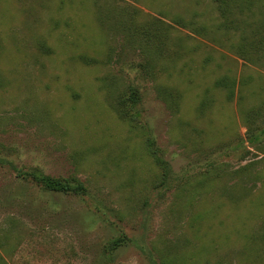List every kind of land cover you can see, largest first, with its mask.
Instances as JSON below:
<instances>
[{"label":"rangeland","instance_id":"obj_1","mask_svg":"<svg viewBox=\"0 0 264 264\" xmlns=\"http://www.w3.org/2000/svg\"><path fill=\"white\" fill-rule=\"evenodd\" d=\"M250 1L246 46L212 0H0V264H264V134L253 146L247 118L264 110V58L249 60L264 0ZM116 6L136 8V26L116 28ZM156 19L161 59L123 47ZM132 88L137 105L122 100ZM32 171L87 193L46 190Z\"/></svg>","mask_w":264,"mask_h":264},{"label":"trees","instance_id":"obj_2","mask_svg":"<svg viewBox=\"0 0 264 264\" xmlns=\"http://www.w3.org/2000/svg\"><path fill=\"white\" fill-rule=\"evenodd\" d=\"M217 10L222 17V21L219 24V27H225L227 30H235L236 32H241L243 42L247 46L248 45V33L245 29V25L249 23V20H246L244 16L250 12H252V9H250V5H253L254 2L250 0H212ZM128 9V10H127ZM109 16L111 17L110 13L113 15L111 17L113 19V22L115 23L116 28H118L120 31L125 32L126 25H125V19L128 17L129 26H136L135 23V17L137 14V9H130L128 7H115V8H109L107 10ZM174 23H177L182 26H193V30L198 32L201 35H209L210 30L207 28L205 24H200L196 21H188L185 20L182 16H175L173 19ZM252 23V22H251ZM148 24V23H147ZM151 24V25H149ZM149 27H142L141 29H138L134 27V31L137 30V32H130L129 35H126L125 42L122 43L123 47H130L127 44H134V42L138 43L139 47H143L146 51V53L151 57L153 60L161 59L162 50L164 47H166V39H167V27L165 26V23L161 19H156V21H152L149 23ZM259 31L256 28L251 32L252 35L258 36V38L255 40H251V44H259L263 45V37L264 33H262V30L264 28V21L258 25ZM132 42V43H130ZM255 50L256 52L252 51ZM264 58V47H251V51L249 53V60L251 62L262 60ZM235 81H230L228 77L223 79H218L216 81L217 87H224V88H230L229 90V97L231 98L233 95V87H234ZM133 90H130L129 94L125 97H123V101H127L128 103H131L132 105H137L139 103L140 97L139 93L132 88ZM163 95L165 96L166 101L169 103V105H173L176 108L178 107V104H180V98L182 97L179 92L174 91L173 89H167L163 91ZM122 98V97H121ZM264 114V110L261 107H258L256 109H251V115L248 113V123L249 125V142L253 146H256L258 148V144H261L263 142L262 134H264V127H262L261 131H258V129H255L251 126L254 124L256 118L258 116H262ZM251 117V118H250ZM148 147H150V152L154 159L156 160L157 164L160 165L162 168H164V176H167L169 173H171L170 166L168 165V162L161 156V154L158 152V150L155 148V142L154 140L149 136L147 139ZM28 178L32 180L33 182H36L40 184L44 189L50 190V191H57V192H63V193H75V194H86L87 189L84 183L77 179H70L67 178H59L54 177L50 175H45L38 173L36 171L28 172ZM125 239H127L126 236H120L114 239L111 242V250L117 249L123 242H125ZM169 264V263H167Z\"/></svg>","mask_w":264,"mask_h":264}]
</instances>
